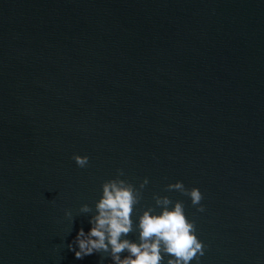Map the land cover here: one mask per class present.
I'll return each instance as SVG.
<instances>
[{
  "label": "water",
  "instance_id": "1",
  "mask_svg": "<svg viewBox=\"0 0 264 264\" xmlns=\"http://www.w3.org/2000/svg\"><path fill=\"white\" fill-rule=\"evenodd\" d=\"M117 169L200 264H264V0H0V264H99L67 244Z\"/></svg>",
  "mask_w": 264,
  "mask_h": 264
},
{
  "label": "clouds",
  "instance_id": "2",
  "mask_svg": "<svg viewBox=\"0 0 264 264\" xmlns=\"http://www.w3.org/2000/svg\"><path fill=\"white\" fill-rule=\"evenodd\" d=\"M71 158L80 168L86 167L89 160L87 155L77 153ZM123 176V169H117L114 178L101 183L93 204L80 205L78 211L87 215L89 227L87 231L82 226L78 228L68 242L67 248L74 257L82 259L98 253L99 264H104L105 257L108 264H200L207 245L198 237L195 221L188 218L184 202L153 193L154 205L137 207L148 177L136 186ZM164 187L187 196L198 212L204 211L199 187H185L180 180ZM64 217L72 230L73 212L65 209Z\"/></svg>",
  "mask_w": 264,
  "mask_h": 264
}]
</instances>
